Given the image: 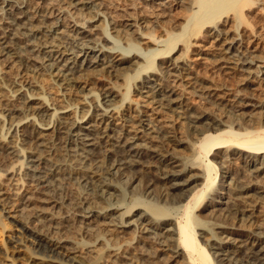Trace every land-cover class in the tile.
I'll return each mask as SVG.
<instances>
[{"label":"bare ground","instance_id":"obj_1","mask_svg":"<svg viewBox=\"0 0 264 264\" xmlns=\"http://www.w3.org/2000/svg\"><path fill=\"white\" fill-rule=\"evenodd\" d=\"M256 1L176 0L186 11L180 31H166L161 39L128 27L108 28L97 0H0V164L8 163L3 171L15 186L13 194L0 191L2 208L14 216L20 206L11 202L14 195L51 196L53 182L81 177L97 194L94 204L80 210L89 226L108 210L103 193L114 195L106 173L143 167L161 184L157 195L175 210L166 213L155 204L127 217L124 226L137 231L127 240L131 262L133 240L147 244L148 237L181 264H242L243 258L264 264V58L245 45L243 31L215 23L232 11L230 24L239 27L244 8ZM192 43L195 60L185 56ZM206 56L225 75L240 72L254 83V92L241 97L204 86L196 67ZM195 97L208 100L222 118L204 106L197 109ZM233 102L236 115L227 108ZM237 122L244 128L235 129ZM217 145L221 149L211 155L218 162L208 158ZM14 156L24 165L9 161ZM192 156L203 162L188 164ZM39 208L45 218V206ZM112 216L106 217L108 225L119 227ZM50 244L53 253L65 251L58 241Z\"/></svg>","mask_w":264,"mask_h":264},{"label":"rangeland","instance_id":"obj_2","mask_svg":"<svg viewBox=\"0 0 264 264\" xmlns=\"http://www.w3.org/2000/svg\"><path fill=\"white\" fill-rule=\"evenodd\" d=\"M97 1L99 3V6L102 8L101 9L99 7L100 10L102 11L100 12L103 14V16L108 17V18L104 17L103 19L105 26L108 27L110 24L108 28L112 27L113 25L114 26L117 25L116 26L117 28L118 27L119 28L121 27L122 29L129 28V30H127L129 32L134 30V34H136V32L138 31L139 32L143 31V33L152 32L154 33L153 35L155 37H159V35L161 34L160 35L161 39H165L166 34H168L167 32L178 33L180 31L178 26H181L179 24L182 23L183 17L185 16L184 14H186V11L183 8L182 4L174 3L176 2V0L175 1L173 0H97ZM256 2L252 3L250 5L251 7L244 8L243 12L244 11L245 12L243 13V18L240 20L241 22L239 27H235L234 22H233L234 25L230 24L232 23V21L229 20V17L231 16L232 11H228V12L225 11V13L223 12L220 15H218L215 18V23L219 26L218 28L229 29L231 30V32L232 30H237V32L241 34L243 31L242 37L244 38L243 40L246 42L245 45H247L248 47L252 46V48L255 49L257 55L264 58V0H262V2L258 0ZM259 2L260 4L262 3L263 5L262 4L260 5ZM54 13L56 15L57 11H54ZM56 17H60L61 19L64 18V16H59V15H56ZM225 18L228 19V22L229 21L230 22L229 23L225 22V25H223ZM111 20H113V22ZM98 22L100 21L91 22V24L92 25L94 23L97 24ZM132 24L133 27L130 26ZM135 28H137V30H135ZM163 31H165V33H163ZM253 32L257 33L258 35L256 36V34ZM184 36L185 35H183L181 38H183ZM201 37L203 39V43L207 45L210 44L208 43L209 39L207 37L204 38L205 37L204 32L202 33ZM181 38L179 39L180 42H178L179 40L177 41L178 44L181 43ZM206 39L207 41H205ZM196 48L197 47H195V45L192 43L190 48L185 52V56H187L188 59L190 57V60H195L198 56L197 54L198 49ZM212 59H213L212 56H206V59L201 60L200 63L198 62V65L196 67V71H197L196 76L198 78H201L202 80L201 82L203 83L204 86H215V87L218 86V88L222 89V91H225L224 88L229 89L228 91L235 92L238 94V96L240 94L241 97L248 93L254 92L252 90V88L255 87L253 82H251L250 80H246L242 74L240 75V72L234 73V75L223 74L222 72H220L221 70H218L217 67L215 68L210 65ZM242 77L244 78V80L242 79ZM204 101L206 102V100L198 97H195L193 99V103L197 109L200 108L199 110L201 109L204 110L206 107L208 110L211 111V114L213 116L217 118L218 117L222 118L221 113L217 112L218 110L217 109L215 110L214 107L212 108L208 100L206 103ZM80 108L84 109V107H80ZM227 108L233 115L239 113L236 102H233L231 104L229 103L227 105ZM91 113L92 112L90 110L87 115L88 118L91 117ZM237 123L238 124L234 125V127L236 126L235 129L244 128V125H240L239 122ZM180 131L181 130L179 128L175 129V133L178 135H180ZM216 149L217 150L221 149V146L220 145L215 146L210 151L208 158L209 159L215 158V161L218 162L219 158L211 155L212 153L217 151ZM192 157L193 158H189L188 164L194 165L196 162L193 163V161H198V159H199L198 161L199 163L197 162L195 164L196 166H199L201 162H203L202 156L199 157L192 156ZM144 159L145 160L148 159L147 162L149 163L153 162L154 160L149 155L148 156L145 155ZM22 160L23 159H21V157L18 156L16 158V156H14L9 161H12V163L16 165V167H18L19 165L22 166L24 165L25 161ZM104 166L106 167L107 165ZM6 169H8V163L3 165L0 164V188L2 187L0 191L2 192L4 190L3 189L4 187L7 192L9 191V193L13 194L12 192H14L15 186H13L12 184L14 181L12 182V179L9 178L10 175L4 172ZM220 173H218L217 177L215 178V182H216L215 185L219 183ZM147 174L145 172V169H143V167L138 168V170L136 168L130 169L128 173L125 172L124 174H121L123 176L119 175V173L113 175L110 174L108 175V173H106L109 182H111L110 184H112L110 188L111 189L110 192L114 195H111L109 193H108L109 195L107 193L106 194L103 193L104 196L106 195L105 197L103 196L104 197L103 199L107 201L109 204L108 210L107 209L103 210L104 211L103 214H100V216L98 215L97 217L98 219L94 218L93 223L89 224V226L86 225V223L80 217L79 214L81 212L80 210L88 206L89 202L94 204V202L96 201L95 197L97 196V194L94 192L91 182L89 183V181L83 180L81 177L77 178L76 176L75 177L66 176L64 180H61L60 182L61 185L58 182L57 183L59 185L53 182L54 185H52V187L53 186L54 187L51 188V190L49 189L50 191L48 190V188L45 187L44 188L45 191L46 192L49 191L48 193L51 196H47L46 194L44 197V195L42 196L41 194H37L36 195L37 197L31 196L30 197L31 199L29 197L28 198L24 197L21 199L14 195L13 197H11L12 200L11 202H13L15 205H18L20 203L19 204L20 206L18 207L19 210L16 213V215H14L15 217L12 215V213L7 212L0 205V264H35V263L36 264H133V263L139 264L140 263L139 259L141 261L140 264L142 263L143 264H175V260L177 262L176 264H181L178 258H175V260L173 261V257L171 255L172 253H170L167 250L165 251V248H163L162 251H160L159 249L161 248H157V246H155V243L152 242L153 240L150 241V238L148 239V237L146 239L148 241L147 244L140 243V239L138 238L133 240L134 243L132 245L134 246L131 245V247L137 249L138 252H136L137 250L135 249L134 251L131 250L134 254L133 256L135 259L134 260L132 259L133 262L129 260L128 247L130 245H128L129 243L127 242V240L129 237L134 236V234H136L137 231L136 229L130 231V229H128L127 226H124L125 225L124 221L127 219V217L131 216L132 214H135L136 210L138 209L147 210L150 205H155V204H156L155 206L162 208L166 213L172 214L173 211L175 210V207H172V205H167L166 203H164L163 202L164 199H162L163 197L159 196L160 195V193H158L159 188L157 187L158 185L161 184L157 180H155L154 175L152 173H147ZM17 177L15 176V178ZM112 181L115 183H112ZM113 185L114 187L117 186V188H114ZM152 187H154V189L157 188L156 189L157 192L153 190ZM82 196L86 197V199H83ZM43 197L45 198L46 203L41 204L40 200ZM40 205L45 206V209L43 210V212H45V218H43L44 215L42 217L41 214L40 216L39 213L35 211L37 210V208L40 209L39 208L41 207ZM98 209L99 208H97V210ZM34 212H36L35 216L31 214ZM110 215H115L112 216L111 218L114 220L115 225L119 227H115V226L113 227L108 225L110 223L107 222L108 219H106V217H110ZM108 231H111V233ZM200 232H201L200 229L196 230V234H199ZM146 235L147 234L144 233L142 236L146 237ZM113 236H118V239L117 237H113ZM201 236L196 235L197 239H199L200 241L202 240L201 242L204 243V240L202 239ZM111 238H114L113 241L111 240ZM50 241H54V242L58 241L63 247H65V251L54 248L55 250L54 252H56V250L60 252L53 253V251L49 250L52 249ZM150 244L152 247L149 246ZM137 245H139V247L142 245V248L138 249ZM147 249H149V252L150 251L151 252L149 253ZM208 249L211 250L210 248ZM142 251L145 253H143ZM139 252H142L143 254ZM166 252L169 254H167ZM151 253H154V256ZM167 255L168 258L170 257L169 261H167L166 258ZM241 260H242V264H246V262H250L248 260L245 261L246 259L244 258ZM211 264H216V263H211Z\"/></svg>","mask_w":264,"mask_h":264}]
</instances>
